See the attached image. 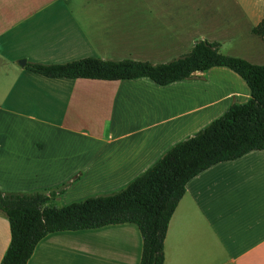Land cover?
Segmentation results:
<instances>
[{
    "label": "crops",
    "instance_id": "obj_1",
    "mask_svg": "<svg viewBox=\"0 0 264 264\" xmlns=\"http://www.w3.org/2000/svg\"><path fill=\"white\" fill-rule=\"evenodd\" d=\"M262 15L242 0H0V191L61 196L53 188L10 186L30 180L129 184L250 98L246 83L226 68L158 86L145 78L52 79L27 64H162L204 38L220 43L225 56L264 65V42L252 33ZM70 138L88 144L72 147ZM91 145L95 159L70 161V149L84 153ZM10 237L0 214V263ZM163 252V264H264V150L218 163L186 184ZM141 254L137 226L124 223L50 233L27 264H140Z\"/></svg>",
    "mask_w": 264,
    "mask_h": 264
},
{
    "label": "trees",
    "instance_id": "obj_2",
    "mask_svg": "<svg viewBox=\"0 0 264 264\" xmlns=\"http://www.w3.org/2000/svg\"><path fill=\"white\" fill-rule=\"evenodd\" d=\"M252 33L264 42V18ZM220 49L219 43L198 38L188 52L162 64L101 58L53 65L27 64L28 71L52 79L145 78L158 86L184 81L212 68H226L246 83L250 98L245 104L231 106L194 136L172 146L117 192L55 208L47 205L56 197L53 192L21 195L0 191V214L7 218L11 235L0 264H27L37 244L50 233L124 223L136 225L142 237L140 264H163L169 221L186 184L218 163L264 150V65L225 56Z\"/></svg>",
    "mask_w": 264,
    "mask_h": 264
},
{
    "label": "rangeland",
    "instance_id": "obj_3",
    "mask_svg": "<svg viewBox=\"0 0 264 264\" xmlns=\"http://www.w3.org/2000/svg\"><path fill=\"white\" fill-rule=\"evenodd\" d=\"M242 1H244L245 4L248 5L249 9H252V8L262 9V14H263L262 17L264 18V7H263L264 0H249V1L248 0H242ZM220 51H221V49H220ZM57 116L59 117L60 115H57ZM156 120L157 119L155 118V121ZM132 128L133 127H130L128 130L131 131ZM157 129L158 128H154L152 131H157ZM36 131H46V130H44L42 127V130L40 128V129H36ZM69 143H70L69 146H72V147L74 145L78 146V145L88 144L83 139L82 140H78V139L75 140L73 138L69 139ZM92 146L93 145H91V150L86 151L84 153H81V151H78L77 148L70 149L69 150L70 161L81 163V162H88L90 160L95 159V157L97 156L98 150L92 149ZM99 159L101 160L102 158H99ZM71 170L72 169H69V171H70L69 174H71L70 177L73 176V172ZM74 179L75 178H73L69 182L56 183V184L52 183L54 181H51L49 183H45V182L34 183V181L30 180V181H28V183H26L24 185L17 184V185H10V186H11V188H14V189H19V190H27L28 189L31 191L42 189V188H44V189L45 188L58 189L59 190V191H57L58 195H61V196L60 197H54L53 199H51L50 202H48V204H49L48 206L49 207L52 206L55 208H61L63 206H67V205H70L72 203L83 201V200L90 198V197L102 196V195L117 192V191L125 188L128 184V183H126V184H121V183L95 184V183H91V178L81 180V181H76V179L75 180ZM60 190H63V193ZM22 192H24V191H22Z\"/></svg>",
    "mask_w": 264,
    "mask_h": 264
},
{
    "label": "water",
    "instance_id": "obj_4",
    "mask_svg": "<svg viewBox=\"0 0 264 264\" xmlns=\"http://www.w3.org/2000/svg\"><path fill=\"white\" fill-rule=\"evenodd\" d=\"M20 65L23 66L24 65V62H21Z\"/></svg>",
    "mask_w": 264,
    "mask_h": 264
}]
</instances>
